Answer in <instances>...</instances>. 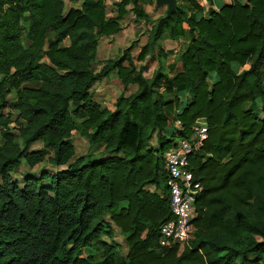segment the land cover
<instances>
[{
	"label": "trees",
	"instance_id": "obj_1",
	"mask_svg": "<svg viewBox=\"0 0 264 264\" xmlns=\"http://www.w3.org/2000/svg\"><path fill=\"white\" fill-rule=\"evenodd\" d=\"M205 1L176 0L153 20L143 8L153 0H121L112 16L103 0L67 11L63 0H0V264H264V0ZM128 13L151 23L140 63L164 56V38L185 41L177 70L147 77L128 46L95 71L100 37ZM111 72L122 86L113 109L92 92ZM198 120L207 133L189 159L201 186L194 231L161 246L172 217L166 146ZM75 129L101 153L75 156ZM45 160L64 168L26 173L22 187L13 178L23 161ZM113 226L128 248L119 259L102 238Z\"/></svg>",
	"mask_w": 264,
	"mask_h": 264
},
{
	"label": "rangeland",
	"instance_id": "obj_2",
	"mask_svg": "<svg viewBox=\"0 0 264 264\" xmlns=\"http://www.w3.org/2000/svg\"><path fill=\"white\" fill-rule=\"evenodd\" d=\"M64 1V10L67 11L71 7H80L82 0H63ZM203 0H200V2ZM147 8L150 10V14L152 19H156L158 16H161L165 13L166 7H156L154 0L153 4H146ZM205 9L209 7L207 2H203ZM144 7V6H143ZM107 15L112 16L115 14V8L111 6H106ZM148 24L145 21H135L134 15L132 13H128L122 20L121 26L122 29L116 33L114 36L100 37L98 48H97V63L94 65L95 71H98L101 68V65L106 61L107 58L118 56L123 49L128 46H132L131 54L134 59L135 64L145 65L146 68L144 70V75L147 77H151L156 71L164 72L167 74H171L172 68L170 65L178 64L176 62V56L180 51L182 45L184 44V40H180L177 42L171 40H162L161 43L163 45L164 56L159 57L157 54V50L154 51L153 55H147L145 60L141 63L136 60L139 48L142 47L145 43H147L149 38V28ZM23 41L26 43L25 37H23ZM69 41L65 40L64 44H68ZM179 65V64H178ZM178 67H175L177 70ZM41 81L39 79L33 80L28 83L29 86H37ZM167 80L161 79L160 85L161 87H165L167 84ZM135 90V86L130 87L126 94ZM93 98L101 105V107L113 109L114 102L117 96L122 92V86L119 83V79L117 77L116 72H111L106 78L102 79L99 82H96L92 87ZM260 112V111H259ZM261 113V112H260ZM16 113H13V117ZM12 127H15L13 124ZM14 133H17L16 128L12 130ZM18 140V137H16ZM178 140V139H177ZM3 138L0 134V144L3 143ZM71 141L75 147V156L80 155H88L92 154H100L102 151L101 145H90L87 138L83 136L79 129H75L71 135ZM19 142V141H18ZM153 143L154 140H153ZM42 144L40 142H36L32 145V149L40 148ZM172 142L166 146V150L171 148ZM64 167L61 166H52L47 160L38 163L34 167H28L23 161L20 166H18L14 172L12 173L13 178L19 183L22 187L24 182L23 178L26 173L36 175L37 177L40 175L41 171L45 172H56ZM49 179H44L43 183L46 184ZM102 238L108 242L117 244V254L116 258L119 259L123 257L127 251V245L125 241V235L122 232L113 226V232L111 236H102ZM181 246L183 244H180ZM99 249L98 255L101 254L103 248L100 245H97Z\"/></svg>",
	"mask_w": 264,
	"mask_h": 264
},
{
	"label": "built area",
	"instance_id": "obj_3",
	"mask_svg": "<svg viewBox=\"0 0 264 264\" xmlns=\"http://www.w3.org/2000/svg\"><path fill=\"white\" fill-rule=\"evenodd\" d=\"M121 0H103L106 6L116 8ZM207 133L206 124L198 120L189 139H179L164 153V168L167 172L166 186L172 217L159 229V244H185L194 231L195 199L201 191L200 183L194 180L190 156L198 149Z\"/></svg>",
	"mask_w": 264,
	"mask_h": 264
},
{
	"label": "water",
	"instance_id": "obj_4",
	"mask_svg": "<svg viewBox=\"0 0 264 264\" xmlns=\"http://www.w3.org/2000/svg\"><path fill=\"white\" fill-rule=\"evenodd\" d=\"M154 3L156 7H166V16H169L172 11L177 7L176 0H154Z\"/></svg>",
	"mask_w": 264,
	"mask_h": 264
},
{
	"label": "crops",
	"instance_id": "obj_5",
	"mask_svg": "<svg viewBox=\"0 0 264 264\" xmlns=\"http://www.w3.org/2000/svg\"><path fill=\"white\" fill-rule=\"evenodd\" d=\"M205 0H203V1H201V4L203 5V2H204ZM231 0H215L214 1V5H213V7L214 8H217V5H218V2L220 3V2H223V3H228V2H230ZM206 2V1H205ZM144 7V9H145V11L151 16V14H150V10L147 8V5H143ZM150 27H151V23L150 24H148V28L150 29ZM115 35V34H114ZM114 35H110V36H114ZM109 37V36H108ZM164 40H171V39H169V38H164ZM171 41H174V40H171ZM174 42H177V41H174ZM179 64V63H178ZM178 64H176V66L179 68L180 67V64L178 65ZM148 188L150 189V190H153L154 189V187L153 186H148ZM127 252V251H126Z\"/></svg>",
	"mask_w": 264,
	"mask_h": 264
}]
</instances>
